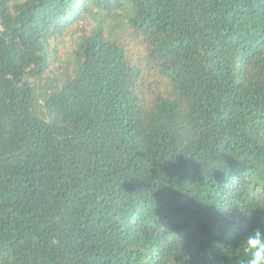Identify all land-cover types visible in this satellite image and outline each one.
<instances>
[{
  "label": "trees",
  "instance_id": "trees-1",
  "mask_svg": "<svg viewBox=\"0 0 264 264\" xmlns=\"http://www.w3.org/2000/svg\"><path fill=\"white\" fill-rule=\"evenodd\" d=\"M256 227L264 0H0V264H248Z\"/></svg>",
  "mask_w": 264,
  "mask_h": 264
},
{
  "label": "clouds",
  "instance_id": "clouds-1",
  "mask_svg": "<svg viewBox=\"0 0 264 264\" xmlns=\"http://www.w3.org/2000/svg\"><path fill=\"white\" fill-rule=\"evenodd\" d=\"M244 251L250 253L248 264H264V229L256 227L242 241Z\"/></svg>",
  "mask_w": 264,
  "mask_h": 264
},
{
  "label": "rangeland",
  "instance_id": "rangeland-1",
  "mask_svg": "<svg viewBox=\"0 0 264 264\" xmlns=\"http://www.w3.org/2000/svg\"><path fill=\"white\" fill-rule=\"evenodd\" d=\"M62 40H63V39H62ZM60 47H61V49H60L59 52H60L61 54H64V53L66 52V51H65V49H66L65 45H61Z\"/></svg>",
  "mask_w": 264,
  "mask_h": 264
}]
</instances>
